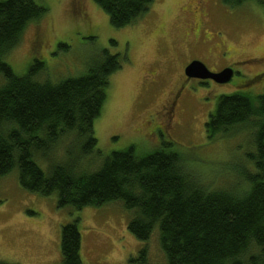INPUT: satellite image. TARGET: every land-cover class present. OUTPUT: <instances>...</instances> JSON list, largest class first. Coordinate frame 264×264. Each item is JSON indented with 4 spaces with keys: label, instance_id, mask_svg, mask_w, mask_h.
<instances>
[{
    "label": "rangeland",
    "instance_id": "1",
    "mask_svg": "<svg viewBox=\"0 0 264 264\" xmlns=\"http://www.w3.org/2000/svg\"><path fill=\"white\" fill-rule=\"evenodd\" d=\"M35 1L45 14L24 29L19 44L3 58L16 75L25 74L37 59L44 65L39 80L58 82L85 74L101 50L126 56L110 76L106 100L93 122L101 155L89 170L114 151L133 146L142 157L163 142L173 143L208 189L249 188L242 177L247 168L255 171L247 157L254 150L251 132L239 126L207 140L204 123L220 95L264 92V0L237 6L222 0H154L144 17L120 29L93 0ZM58 43L67 47L58 49ZM193 56L211 68L235 63L232 79L200 89L190 83L197 89L194 94L178 95L182 66ZM75 216L80 218L84 264H165L157 233L146 242L137 240L127 230L129 213L120 203L78 211L58 208L54 195L23 189L16 170L0 176V261L60 264V229ZM144 246L147 261L142 263Z\"/></svg>",
    "mask_w": 264,
    "mask_h": 264
},
{
    "label": "trees",
    "instance_id": "2",
    "mask_svg": "<svg viewBox=\"0 0 264 264\" xmlns=\"http://www.w3.org/2000/svg\"><path fill=\"white\" fill-rule=\"evenodd\" d=\"M93 1L120 29L144 17L154 0ZM222 1L237 6L246 0ZM45 12L35 0H0V176L16 170L23 189L54 195L58 208L120 203L137 240L157 233L165 264H264V92L220 95L204 123L207 140L239 126L251 132L254 150L247 157L255 171H244L247 190L208 189L173 143L142 157L133 146L114 151L91 171L101 155L93 122L126 56L101 50L85 74L58 82L39 80L44 65L37 59L16 75L3 58ZM79 222L75 216L61 226L60 264H84ZM147 252V246L140 250L142 263Z\"/></svg>",
    "mask_w": 264,
    "mask_h": 264
},
{
    "label": "flooded vegetation",
    "instance_id": "3",
    "mask_svg": "<svg viewBox=\"0 0 264 264\" xmlns=\"http://www.w3.org/2000/svg\"><path fill=\"white\" fill-rule=\"evenodd\" d=\"M195 29L198 30V27ZM224 53V52H223ZM221 54H222V51H221ZM193 60H199L201 61L209 71L211 72H214V73H217V72H220L221 70L225 69V68H230L232 69L233 71V74H234V67H235V63H227V64H223V65H220L218 67H209L207 61H205L203 58H199V57H189L184 65L182 66V70H181V84L177 90V93L178 95H193L194 94V91L197 90V89H200V88H204V86L206 85H213V84H216V82H214L212 79L210 78H206V79H202V78H197V77H189L185 74L184 72V69L185 67ZM155 74H153L154 76ZM190 83H194L196 85H198L199 87L196 89V88H192L190 87ZM173 109H174V105H171L168 110H167V116H168V120L169 122H172L173 118H172V114H173Z\"/></svg>",
    "mask_w": 264,
    "mask_h": 264
},
{
    "label": "water",
    "instance_id": "4",
    "mask_svg": "<svg viewBox=\"0 0 264 264\" xmlns=\"http://www.w3.org/2000/svg\"><path fill=\"white\" fill-rule=\"evenodd\" d=\"M184 72L189 77L210 78L216 83H227L232 79L233 71L230 68H225L220 72L214 73L199 60L191 61L184 69Z\"/></svg>",
    "mask_w": 264,
    "mask_h": 264
}]
</instances>
